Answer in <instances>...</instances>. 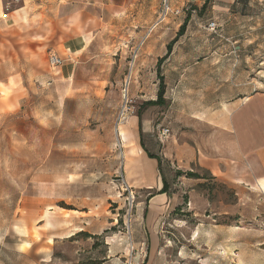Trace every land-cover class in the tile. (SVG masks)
I'll list each match as a JSON object with an SVG mask.
<instances>
[{"label": "rangeland", "instance_id": "1", "mask_svg": "<svg viewBox=\"0 0 264 264\" xmlns=\"http://www.w3.org/2000/svg\"><path fill=\"white\" fill-rule=\"evenodd\" d=\"M201 1L0 0V264H264L263 193L168 159V199L150 244L141 221L150 195L124 181L123 166L129 183L151 181L132 161L131 116L152 111L159 149L170 137L157 138L166 107L145 103L156 97L157 65L138 58L165 3L181 13L157 26L187 22L181 56H220L218 47L194 49L226 34L234 90L264 92V0H234L233 25ZM210 21L216 34L203 29ZM70 39L88 46L67 52ZM50 53L60 68H49Z\"/></svg>", "mask_w": 264, "mask_h": 264}, {"label": "crops", "instance_id": "2", "mask_svg": "<svg viewBox=\"0 0 264 264\" xmlns=\"http://www.w3.org/2000/svg\"><path fill=\"white\" fill-rule=\"evenodd\" d=\"M204 4L205 0L201 1L200 5ZM206 5L219 22L225 19L233 25L234 0H211ZM179 28L178 25L171 31L166 26H156L138 53L139 62L146 64L158 66L163 59L159 71L165 84V119L168 121L165 128L170 131L167 148L161 150L154 144L151 110L131 116L126 127L128 135L134 139L132 161L138 177L142 181L151 178L149 183H129L123 166L128 187L150 195L141 218L150 232V244L152 236L158 241L154 224L162 216V206L168 199V183L163 171V163L168 159L177 161L183 168L193 163L216 182L264 194V92L240 97L234 90V42L226 34H222L216 46L206 41L200 44L201 48L194 49L218 47L216 52L220 56L200 57L191 62L180 55V45L187 39L186 26L174 41ZM72 41L69 40L67 52H83L88 46L76 47ZM191 49L187 54H191ZM225 63L228 64L224 68ZM154 86L158 87V79ZM155 100L156 97L145 103ZM164 185L166 193L161 192Z\"/></svg>", "mask_w": 264, "mask_h": 264}, {"label": "built area", "instance_id": "3", "mask_svg": "<svg viewBox=\"0 0 264 264\" xmlns=\"http://www.w3.org/2000/svg\"><path fill=\"white\" fill-rule=\"evenodd\" d=\"M169 12L172 13L174 16H179L181 13L180 10H175L173 12L170 11L169 6L167 5V3H165L163 6V9H162V13L159 15V18L157 19V22L148 29L147 33L150 34L153 31V29L165 19V17L167 16V14ZM203 29L205 31L209 32L210 34H216L217 30H218V26L214 21H210L206 24V26L203 27ZM148 34H147V36H148ZM135 54H136V52L133 54L132 60H134L136 58ZM47 63H48V66L51 70H56L62 66L63 60L57 54L50 53L48 55V58H47ZM123 101H124L123 107L121 109L120 116H119L120 124L126 122L127 113L130 111V107L128 106L129 100L127 98V86H126L125 94L123 96ZM169 134H170V131L168 128H164V127L158 128L157 138H158L159 142L163 143L167 139ZM119 136H120V133H119Z\"/></svg>", "mask_w": 264, "mask_h": 264}, {"label": "trees", "instance_id": "4", "mask_svg": "<svg viewBox=\"0 0 264 264\" xmlns=\"http://www.w3.org/2000/svg\"><path fill=\"white\" fill-rule=\"evenodd\" d=\"M206 7V3L203 5L202 9H204ZM186 21H184V23L181 25V27L179 28V31L177 33V37L174 39V41H176V39L181 36L184 32V28L186 26ZM173 43V42H172ZM170 48H171V44H169L167 46V52L169 53L170 51ZM163 61L160 60L159 63H158V66H157V79H158V90H157V96H156V100L155 101H150V102H147L146 103V106L148 107H163L164 106V95H165V84H164V81H163V77L161 76L160 74V71H159V66H160V63ZM161 192H164L166 193V190H165V185L162 189Z\"/></svg>", "mask_w": 264, "mask_h": 264}]
</instances>
